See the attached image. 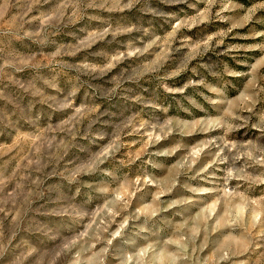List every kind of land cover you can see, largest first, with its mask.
<instances>
[{
    "label": "rangeland",
    "instance_id": "rangeland-1",
    "mask_svg": "<svg viewBox=\"0 0 264 264\" xmlns=\"http://www.w3.org/2000/svg\"><path fill=\"white\" fill-rule=\"evenodd\" d=\"M0 264H264V0H0Z\"/></svg>",
    "mask_w": 264,
    "mask_h": 264
}]
</instances>
